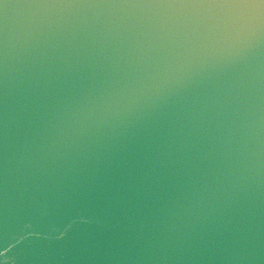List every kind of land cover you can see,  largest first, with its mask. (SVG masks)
Wrapping results in <instances>:
<instances>
[{"label":"water","instance_id":"water-1","mask_svg":"<svg viewBox=\"0 0 264 264\" xmlns=\"http://www.w3.org/2000/svg\"><path fill=\"white\" fill-rule=\"evenodd\" d=\"M0 264H264V0H0Z\"/></svg>","mask_w":264,"mask_h":264}]
</instances>
